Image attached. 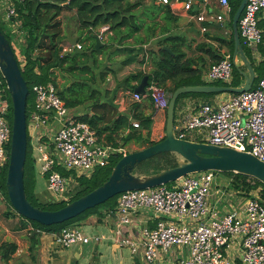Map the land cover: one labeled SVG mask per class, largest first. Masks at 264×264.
Wrapping results in <instances>:
<instances>
[{
    "label": "built area",
    "instance_id": "2783aa9c",
    "mask_svg": "<svg viewBox=\"0 0 264 264\" xmlns=\"http://www.w3.org/2000/svg\"><path fill=\"white\" fill-rule=\"evenodd\" d=\"M157 1L171 4L170 0ZM195 2H184L183 8L190 20L220 23L225 26L228 36L231 35L234 10L230 0H217L218 11L214 15L206 9L211 0H202L205 7L198 14L194 12ZM0 9L5 23L20 24L13 0H0ZM238 30L252 58L259 59L261 49H264V0L247 1ZM206 31L203 26L202 32ZM108 35V26L99 29L102 42ZM75 48L83 50V45L78 43L72 47L65 43L61 55L74 53ZM234 65L233 55L224 52L222 60L212 64L205 80L231 86ZM146 91V95L133 93L134 100L140 102L149 98L157 110L167 111L169 98L162 87L152 83ZM31 92L34 107L27 116L28 130H34L38 140L47 136V142H41L36 148L39 152L38 173L47 180V190L52 196L49 204H69L75 193L72 185L78 184L79 178L91 179L98 170L109 165L112 156H126L128 150L100 141L97 131L88 122L71 113L53 83L36 84ZM12 113L11 96L0 71V169L10 165ZM133 126L139 128V123L134 122ZM194 131L201 136V143L247 153L264 163V77L251 90L234 95L219 107L208 104L196 113H185L175 136L188 140V134ZM60 170L68 175L64 176ZM215 178L216 173L206 171L181 178L173 188L163 185L120 194L114 230L116 243L130 249L132 255L140 259V264H156L162 257L169 258L174 250L181 255L178 264H264L261 193L244 194L245 200L239 209L220 215L210 203ZM144 210H150L159 218L154 228L142 227L136 220ZM101 239L86 235L77 226L54 234L55 243L63 249ZM231 250L235 251V257L231 256Z\"/></svg>",
    "mask_w": 264,
    "mask_h": 264
},
{
    "label": "trees",
    "instance_id": "16d2710c",
    "mask_svg": "<svg viewBox=\"0 0 264 264\" xmlns=\"http://www.w3.org/2000/svg\"><path fill=\"white\" fill-rule=\"evenodd\" d=\"M16 4L18 12V20L22 21L23 29L27 32L29 39L28 44L22 47L21 55L24 59H20V54L15 49L9 36L0 28L9 40L22 74L28 84L29 97L27 116L34 107V96L32 94V87L36 84L53 83L59 96L64 100L67 107L70 109L92 103L94 116L83 115L79 119L88 122L92 128L97 131L100 141L111 145L118 146L121 142L126 146L131 141L136 143H144L147 148L155 145L156 143L149 141L151 133L153 118L152 116L135 115L134 120L139 123V128L133 126V122L126 116H119L115 120H109L107 114L112 112V106L108 104H101L102 92L97 87L98 78L100 82L105 81V74L113 72L112 67L106 63H110L114 56H125L122 61V67H128L133 64L140 66L150 65L149 71L139 70L135 74H131L122 80L125 88L135 90L136 87L142 82L145 77H148L149 84L157 83L162 87L168 97L181 87L192 85H201L200 81H195L200 78V69L194 68L195 59L189 58L184 49L187 47V39L181 36H174L160 40L154 47L147 52L138 48H132L126 45L129 39L135 40V45H146L157 36L156 30L158 25L152 24L145 28L143 24V17L155 13V8L152 12L147 13L146 10H136L138 4L132 3L131 0H13ZM233 7V18L242 2L239 0L235 3L230 0ZM166 15L171 21H177V18L172 14L170 8L166 6ZM70 11L75 14V19L78 27L83 32L88 31L87 36L82 39L83 53L74 55L73 53L61 55L62 45L66 42L62 40L63 35V22L62 15L64 12ZM233 19L230 23L231 35L230 37H218L217 41L221 47H227L229 52L233 55L235 50V40L233 34ZM108 26L109 35L104 41V47L99 51L96 50L95 44L90 37L92 33L98 31L100 28ZM169 32V28L161 29V36ZM90 41L92 42L91 44ZM119 41L122 49H117L112 53L108 51L112 49L111 43ZM245 55L252 65L255 73V82L264 77V60L262 63L256 65L253 61L251 52L243 45ZM167 50H166V49ZM202 49H204L202 47ZM169 50V51H168ZM264 54V49L261 50ZM209 56L214 63L222 60V55H217V51L210 48ZM103 56L102 59L99 56ZM106 62V63H105ZM242 62V61H241ZM97 71H100L98 74ZM234 81L233 87H238L241 81L244 80V73H248V68L243 64L241 66L234 65ZM60 79L64 83L60 82ZM135 83V84H133ZM235 83H238L235 85ZM109 93V91L107 90ZM195 94H184L178 98L175 108L177 112L179 102L186 96ZM13 122V113L10 116ZM130 130L127 135H123L126 130ZM146 134H144V132ZM109 133L103 140L102 136ZM29 140V135H28ZM165 140V138H164ZM122 158L121 154L112 156L110 163L107 167L98 170L91 179L79 178V185L77 186L74 197L70 201L78 200L85 195L91 193L95 189L102 186L110 177L114 167ZM150 160V159H149ZM150 165L160 169L158 173L175 168L179 165V158L174 153H163L152 158L149 162ZM64 176L68 174L61 171ZM216 174H223L231 177V188L235 191L249 195L252 191L260 189L262 202L264 204V184L259 180L234 172H214ZM157 174V173H156ZM7 175L8 168L0 169V195L9 203L11 211L6 214L7 218L12 216H19L13 209L7 194ZM24 183L27 198L30 203L42 210L56 211L67 205L49 204L41 205L40 201L35 195L36 176L34 162L30 156L29 142L27 151V160L25 165ZM176 182L169 183L167 186L173 188ZM110 199L106 203L99 205L93 209L88 210L82 215L67 221L63 224L53 226H43L35 221H30L22 216L23 228L32 227L34 233L32 234L33 242L31 250L34 251L38 245L37 237L42 232L60 234L64 229L69 227H76L75 224L81 222L83 219L96 214L101 210H105L107 214H114L117 208V198ZM41 205V206H39ZM43 206V207H42ZM100 216H103L100 213ZM18 251V245L13 242H3L0 244V264H11L15 254ZM35 261V259H34Z\"/></svg>",
    "mask_w": 264,
    "mask_h": 264
},
{
    "label": "crops",
    "instance_id": "0c3cea01",
    "mask_svg": "<svg viewBox=\"0 0 264 264\" xmlns=\"http://www.w3.org/2000/svg\"><path fill=\"white\" fill-rule=\"evenodd\" d=\"M186 0H170L171 4L164 5L157 0H131L132 3L138 4L136 10H146L147 13H150L155 8V13H151L149 16L143 17V24L145 28L148 25L157 24L156 34L157 36L153 38L150 43L146 45H135L134 39H129L126 41L125 46H131L132 48H138L147 52L152 47H154L160 40L165 38L174 37V36H181L187 39V47L184 51L191 52L196 51L195 56L193 57L196 61L194 68L200 69V78L196 79L195 81H200L201 85H192V86H218V87H233V82L231 86H227L225 83L221 85L220 82L209 83L205 80V75L210 69V67H206V59L203 55L205 52L207 56L211 59L208 52L210 48L217 51V55H222L225 50L219 45L217 41L218 37H223V33H225V26L221 25L217 22H207V23H200L194 20H190L188 14L184 11V2ZM238 2L239 0H234ZM231 3V2H230ZM3 7L6 8V3H2ZM232 5V3H231ZM166 6H168L172 12V14L177 18V21H171L166 15ZM194 12L198 14L202 9H204V4L202 0H196L194 5ZM206 9L210 15H214L218 11L217 0H211L209 4L206 5ZM4 13L1 12L0 9V23L5 24L6 26V34L9 36L11 43L18 51L21 53L22 47L28 44L29 36L27 32L23 29L22 21L14 22L12 21L9 25L3 21ZM62 28H63V35L62 40L69 44L67 38L69 33L72 35V41L78 39V43L84 46L85 43H82V39H84L88 31L83 32L79 29L78 23L75 19V14L66 11L63 13L62 17ZM205 26L207 31L205 33L202 32V27ZM162 28H169V32L165 33L164 36H161V29ZM98 31H95L91 34V38L93 43L96 45V41L93 38L94 35H98ZM230 37V36H229ZM228 37V38H229ZM224 38V37H223ZM227 38V39H228ZM92 42L90 41L89 44ZM103 47H104V42ZM206 44L207 46L203 45ZM112 49L109 50V53L114 52L117 49H122L120 46L119 41H115L111 43ZM202 47L204 49H202ZM102 47H100L97 51H99ZM221 48V49H220ZM262 50V49H261ZM203 51V52H202ZM229 52V50H228ZM262 52V51H261ZM189 57V56H188ZM234 57V54H233ZM100 59L103 56H99ZM235 58V57H234ZM239 58V57H237ZM20 59L23 60L24 56L20 54ZM125 59V56H114L112 61L109 64V67H112L113 72L111 74H105V81L103 83L100 82L98 78L97 87L102 92L101 104H108L112 106V112L107 114L109 120H115L119 116H126L129 118L131 122H137L134 120L135 115H144L146 117L152 116L153 118V125L151 129V133L149 136V141L153 143H159L166 138V123H167V111L157 110L153 104V101L149 98H144L140 102H136L133 98V93H136L135 90L127 89L123 86L122 80L131 74L137 73L139 70L149 71L151 66L148 64L146 66H140L138 64H133L128 67H122L121 63ZM240 59V58H239ZM236 65L237 59H235ZM214 64V63H213ZM239 66V65H238ZM99 74L100 71H97ZM234 81V80H233ZM246 80L241 81L240 86L235 87L239 88L244 86ZM219 83V84H218ZM135 84V83H133ZM139 86V85H138ZM109 91V93L107 92ZM214 94V95H213ZM206 95H212L211 97H206ZM234 95L229 92L226 93H211V94H195L191 96H186L181 99L179 102V106L177 112L175 114V130L178 132V127L180 126V122L182 117L187 112H197L200 107L204 105H212L215 107H219L223 102L231 99ZM168 96V94H167ZM170 99V97H168ZM208 98V99H207ZM93 104L88 103L83 106H79L74 109H70L72 113L76 116H83L89 115L94 116L95 112L92 108ZM130 130H126L123 135H127ZM146 134L145 131H143ZM29 149H30V156L32 161L34 162L35 168V176H36V186H35V195L40 203L49 204L48 200L52 199L51 194H49L47 190V180L38 173V162L37 157L39 156V152L36 150L38 145L41 142H47V136L44 135L41 140H38L36 137V133L34 130L29 129ZM109 133H105L102 137L104 140ZM188 141L201 143L202 138L195 132L194 134L188 135ZM124 147L126 149H131L133 151L129 153H133L136 151H140L145 149L144 143H136L135 141H131L126 146H123L121 142H118L117 148ZM223 174H216V178L212 187V197L210 200L211 205L216 208L220 215H224L228 212L233 211L234 209H239L245 197L244 194L239 193L232 189L231 182L227 183V181L223 180ZM43 180L41 182L40 180ZM218 179H220L219 184ZM227 183V184H226ZM42 184V185H40ZM41 186V187H40ZM78 184L72 185L74 192L75 187ZM175 186V185H174ZM224 187L228 189L225 190ZM102 213L103 216H100ZM12 221L14 222L13 226H8V223L0 224V241L3 242H13L18 245V251L15 254L14 258L20 253H24V248L27 247L26 245V236H31L28 239V249H29V257L31 260V264H39L38 262V252L44 253L51 244L54 245V253L58 254L55 256L54 254V264H140L141 261L139 258H136L132 255L130 249L120 247L116 243V236L114 235V230L117 224V214L116 211L114 214H107L106 211L101 210L96 214H92L91 216L83 219L81 222L75 224V226L81 228L86 235L91 237L100 236L102 239L98 242L92 241L87 245H78L74 246L69 249L58 250L59 246L55 243L54 240V233H46L42 232L39 237H37L38 245L34 251L31 250L33 242L32 234V227H28L26 229L23 228V221L20 216H12ZM10 218V219H11ZM136 220L140 222L142 227H149L154 228L159 221L153 212L150 210L141 211ZM50 241V242H49ZM54 241V242H53ZM0 243V244H1ZM24 247V248H23ZM58 247V248H57ZM230 254L232 257H235V251L231 250ZM35 259V261H34ZM181 259V255L177 250H174L169 258H160L156 264H178ZM13 261V260H12ZM38 262V263H37Z\"/></svg>",
    "mask_w": 264,
    "mask_h": 264
},
{
    "label": "water",
    "instance_id": "95a60500",
    "mask_svg": "<svg viewBox=\"0 0 264 264\" xmlns=\"http://www.w3.org/2000/svg\"><path fill=\"white\" fill-rule=\"evenodd\" d=\"M247 1L242 0L233 18L232 25L235 40L234 57L235 59L239 57L243 64L247 66L249 72L244 73L246 80L244 86L239 88L187 86L177 89L169 99L165 140L123 156L114 167L109 179L102 186L56 211L39 209L33 206L27 198L24 174L29 142L27 124L29 88L14 50L0 28V71L6 81L13 106L11 158L6 188L9 200L16 213L27 220L35 221L47 227L63 224L122 193L167 185L177 182L181 178L206 171L239 173L253 177L264 184V163L252 155L230 148H220L209 144L180 140L175 136V108L181 95L226 92L241 94L251 90L253 87L256 76L252 65L245 55L238 30V23ZM93 38L96 41L95 48L97 50L103 47L98 35H94ZM71 39L72 35L69 33L67 40L72 47H76L78 39L74 41ZM82 53L83 50L75 48L73 54ZM148 84L149 79L145 77L139 86L136 87L135 92L146 95ZM163 153H174L181 157L182 160L179 161L177 167L151 176L142 177L133 173L143 162Z\"/></svg>",
    "mask_w": 264,
    "mask_h": 264
},
{
    "label": "rangeland",
    "instance_id": "374dc122",
    "mask_svg": "<svg viewBox=\"0 0 264 264\" xmlns=\"http://www.w3.org/2000/svg\"><path fill=\"white\" fill-rule=\"evenodd\" d=\"M0 25L2 26V28L4 29V32H6L7 30H6V26H5V24L3 25V23H0ZM7 33V32H6ZM223 37L224 38H228L229 36H228V34L226 33V31H225V33H223ZM203 45H205V46H207L205 43L203 44ZM221 49V48H220ZM223 50H225V51H227L228 52V49H226V48H222ZM203 52V51H202ZM195 54H196V51H191V52H188V56H189V58H192V59H194L193 57L195 56ZM260 54H261V57L259 58V59H256V60H254L253 59V61L255 62V64L256 65H258V64H260V63H262L263 62V60H264V54H263V52H260ZM203 55H204V57H205V59H206V67L208 66V67H210L214 62H213V60L212 59H210L208 56H207V54L204 52L203 53ZM237 64L239 65V66H241L242 65V62H241V60L239 59V58H237ZM249 73V72H248ZM60 82L61 83H64V81L62 80V79H60ZM259 82V81H258ZM257 81L254 83L255 85H257V83H258ZM219 84V83H218ZM221 85H224L223 83H220ZM236 84H238V83H235V85ZM214 95V94H213ZM212 95H206V97H211ZM207 98V99H208ZM71 113H72V111H71ZM196 132H198V131H196ZM195 133V131L194 132H190L189 134L191 135V134H194ZM188 134V135H189ZM129 152H131V151H133V150H131L130 148L129 149H127ZM178 156V155H177ZM178 158H179V161H181L182 160V158L181 157H179L178 156ZM151 161V159L150 160H147V161H145V162H143L141 165H139L135 170H134V174L135 175H138V176H142V177H144V176H151V175H154V174H156V173H158L159 171H161L160 169H158V170H156L157 169V167H155L154 165H150L149 164V162ZM60 171H62V170H60ZM64 172V171H63ZM223 176V180L224 181H227V183H229V182H231V177H229V176H227V175H222ZM41 182H43V180L41 179L40 180ZM219 181H220V179H218V184H219ZM226 183V184H227ZM40 185H42V184H40ZM79 185V184H78ZM41 187V186H40ZM76 188H77V186L75 187V190H76ZM224 189L225 190H227L228 191V189L226 188V187H224ZM255 191H259L260 192V189H257V190H255ZM243 197H245V196H243ZM41 205H43V203H40ZM41 205H39V206H41ZM45 205H49V204H45ZM43 207V206H42ZM11 211V208L9 207V203L7 202V200L4 198V196H2V195H0V224H5V223H8V226L9 227H11V225L13 226V224H14V222L12 221V218L10 219V218H7L6 217V214H8V212H10ZM31 236H26V245H27V247L26 248H24V253H20V255H18V256H16L14 259H13V261L11 262V264H31V260H30V257H29V249H28V239L30 238ZM28 238V239H27ZM50 242V241H49ZM54 242V241H53ZM0 243H1V241H0ZM58 248V247H57ZM46 251L44 252V253H41V252H38V262H39V264H54V245L53 244H51V247H49V248H47V249H45ZM58 250H62V248L61 247H59L58 248ZM172 254V253H171ZM56 255H58V254H55V256ZM37 262V263H38Z\"/></svg>",
    "mask_w": 264,
    "mask_h": 264
}]
</instances>
